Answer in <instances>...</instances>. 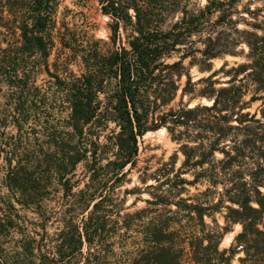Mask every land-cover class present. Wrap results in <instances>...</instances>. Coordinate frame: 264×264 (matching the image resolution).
Instances as JSON below:
<instances>
[{
	"label": "trees",
	"instance_id": "1",
	"mask_svg": "<svg viewBox=\"0 0 264 264\" xmlns=\"http://www.w3.org/2000/svg\"><path fill=\"white\" fill-rule=\"evenodd\" d=\"M239 1L97 0L102 39L0 0V264H264V15ZM162 129L175 153L138 168Z\"/></svg>",
	"mask_w": 264,
	"mask_h": 264
},
{
	"label": "rangeland",
	"instance_id": "2",
	"mask_svg": "<svg viewBox=\"0 0 264 264\" xmlns=\"http://www.w3.org/2000/svg\"><path fill=\"white\" fill-rule=\"evenodd\" d=\"M199 7L203 6L205 0H196ZM246 4H250L251 8L259 7L263 10L262 14L264 15V0H240L237 7L238 9H242L246 6ZM57 21L59 22L63 18L68 24L69 28L80 32H88L89 35H94L96 38L106 39L109 31L106 28L107 20L104 16H102L99 12V7L97 0H60L59 7L56 14ZM18 33L14 34L11 39L13 41L17 40ZM54 54L50 58V62L54 59ZM227 61L229 66L232 65L233 62H240L239 58H233L230 56H226L225 59H216L212 61V71L218 70L220 66ZM187 61H185V64ZM190 77L192 81L195 82L199 78L208 76V73H200L198 72L196 67H193L189 71ZM217 77H221L222 80H226L227 78L224 75L219 74ZM43 76L38 78V83L41 82ZM185 77L182 78V83H184ZM197 102V101H196ZM202 102H206L205 99H202ZM208 103V102H207ZM257 104H254L251 108V112L254 111ZM177 145L173 143L165 132L157 131L152 132L151 134H146L139 143V162L137 167H142L145 165V162L148 161L151 166H156V164L162 160L167 161L171 155H173L177 149ZM178 155V160L176 163V168L180 166V163L183 159L180 153ZM190 179V176H185ZM128 179L131 180L129 184H125L122 188L130 189L133 186H141L138 180V171L134 170L131 174L128 175ZM152 183L151 180H148V184ZM204 187H198V191H202ZM197 191L194 188L189 187V194H195ZM148 198V195L145 192L142 194H134L128 195L126 197L125 207H130L134 200H136V204L130 209V211L139 209L145 206L143 200ZM31 218V215L28 214L26 217V221ZM213 218L220 225H224V220L221 213H215ZM207 223H211V219L205 218ZM27 225L28 221H27ZM240 227L238 225L233 226L227 233L224 234L223 239L220 244V248H227L234 235L239 231ZM232 264H238L237 256L233 259Z\"/></svg>",
	"mask_w": 264,
	"mask_h": 264
},
{
	"label": "bare ground",
	"instance_id": "3",
	"mask_svg": "<svg viewBox=\"0 0 264 264\" xmlns=\"http://www.w3.org/2000/svg\"><path fill=\"white\" fill-rule=\"evenodd\" d=\"M162 133L165 132L164 129L160 130ZM148 134H151V133H148Z\"/></svg>",
	"mask_w": 264,
	"mask_h": 264
}]
</instances>
